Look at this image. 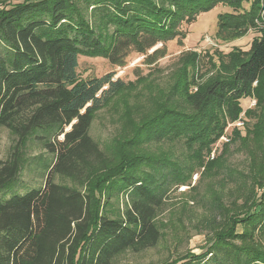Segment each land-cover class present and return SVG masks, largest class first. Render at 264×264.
Listing matches in <instances>:
<instances>
[{
	"label": "trees",
	"instance_id": "1",
	"mask_svg": "<svg viewBox=\"0 0 264 264\" xmlns=\"http://www.w3.org/2000/svg\"><path fill=\"white\" fill-rule=\"evenodd\" d=\"M219 4L231 12L218 15V41L258 34L245 52H206L204 71L198 52H183L164 86L149 75L126 83L113 73L78 76L79 56L122 68L137 53L154 63L165 57L167 42L182 45L183 24ZM262 10L264 0H0V133L11 136L0 159V193L19 176L37 130L54 155L40 189L0 199V264H114L120 254L154 247L166 194L189 186L196 173L220 176L229 143H237L246 163L226 172L232 189L211 193L217 228L200 254L168 264H264ZM243 98L253 107L243 111ZM103 110L119 112L126 126L111 154L89 135ZM238 120L243 130L234 128L211 157L227 124ZM104 191L105 202L127 194L122 216L106 212Z\"/></svg>",
	"mask_w": 264,
	"mask_h": 264
},
{
	"label": "rangeland",
	"instance_id": "2",
	"mask_svg": "<svg viewBox=\"0 0 264 264\" xmlns=\"http://www.w3.org/2000/svg\"><path fill=\"white\" fill-rule=\"evenodd\" d=\"M231 12L226 5H216L211 10L199 14L195 21L183 24L181 30L185 33L182 45H178L176 39L165 45V57L157 59L152 64H146L145 57L137 53H131L126 59V66L122 68L111 66L105 59L100 57L79 56L78 76L82 79L89 77H102L113 73V79H121L123 82H133L138 76H150L156 83L164 86L167 77L174 70L178 57L186 51H195L200 54V69H207L206 52L212 54L214 51L228 53L234 47L243 52L249 49L252 39L258 34L249 31L244 37L233 42L223 43L216 39V23L218 15ZM261 15L264 17V11ZM264 27V22L259 23V28ZM155 46L149 52L159 48ZM193 90H196V88ZM255 101L250 98L240 100L243 111L252 108ZM241 116H243L241 114ZM244 120V119H243ZM239 122V123H238ZM241 127H237L236 124ZM126 128L125 121L120 118V113L112 110L98 112L91 125L89 135L98 146L111 154L117 139L119 128ZM241 128L242 121L228 123L223 136L213 145L211 156L220 154L233 136V129ZM244 135V133H241ZM227 138V142L222 140ZM47 134L44 130H37L28 139L24 153V164L14 184L0 193L1 200H7L14 195H24L28 191L40 189L45 181L47 166L53 161L54 155L44 148ZM237 143H229L230 153L227 157L226 168L222 169L217 178H210L196 173L191 177L189 186L172 187L164 198L161 212L155 218V223L160 230L161 236L158 243L151 248L140 252H125L114 258V264H168L174 259L191 252L200 254L206 248V243L212 232L217 228V221L210 215L212 195L223 194L233 188V184H225L227 171H241L244 169L246 158L243 151H239ZM11 136L7 130L2 129L0 133V159L4 160L9 154ZM153 150V149H152ZM224 177V179H222ZM56 183L73 187L69 180L56 177ZM194 187V189H191ZM106 191L103 192L102 205L110 217L116 214L122 216L128 206L127 194L111 195L109 201L105 202ZM226 202V198H223ZM240 227L237 231L240 232Z\"/></svg>",
	"mask_w": 264,
	"mask_h": 264
},
{
	"label": "built area",
	"instance_id": "3",
	"mask_svg": "<svg viewBox=\"0 0 264 264\" xmlns=\"http://www.w3.org/2000/svg\"><path fill=\"white\" fill-rule=\"evenodd\" d=\"M238 123H239V122H238ZM238 123H237L236 125H237V127H240V124H238ZM222 140H223L224 142H227V138L224 139V138L222 137ZM212 156H213V155H212ZM212 156H211V157H212Z\"/></svg>",
	"mask_w": 264,
	"mask_h": 264
}]
</instances>
